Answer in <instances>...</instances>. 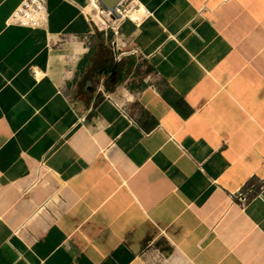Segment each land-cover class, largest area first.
<instances>
[{"label":"crops","instance_id":"obj_1","mask_svg":"<svg viewBox=\"0 0 264 264\" xmlns=\"http://www.w3.org/2000/svg\"><path fill=\"white\" fill-rule=\"evenodd\" d=\"M23 1L0 0V264H264V0H138L139 25L47 0L39 29L9 23Z\"/></svg>","mask_w":264,"mask_h":264},{"label":"built area","instance_id":"obj_2","mask_svg":"<svg viewBox=\"0 0 264 264\" xmlns=\"http://www.w3.org/2000/svg\"><path fill=\"white\" fill-rule=\"evenodd\" d=\"M117 11L120 14V17H116L117 22L130 19L139 25L146 17L150 16V12L138 4V0H121L117 5ZM48 21L47 0H24L9 19V23L12 25L32 29L44 28ZM34 75L37 77L38 73L34 72ZM102 91L104 92V88L100 84L98 92ZM241 199L244 201L245 197L242 196Z\"/></svg>","mask_w":264,"mask_h":264},{"label":"water","instance_id":"obj_3","mask_svg":"<svg viewBox=\"0 0 264 264\" xmlns=\"http://www.w3.org/2000/svg\"><path fill=\"white\" fill-rule=\"evenodd\" d=\"M101 4L108 10L110 11L111 14H113L115 17H120V14L117 11V5L121 2V0H99ZM118 62L115 63L113 68L111 69L110 72L107 73V71H103V73H107V75L113 78L114 81H116V69L118 67ZM88 89L92 91L91 86H88Z\"/></svg>","mask_w":264,"mask_h":264}]
</instances>
